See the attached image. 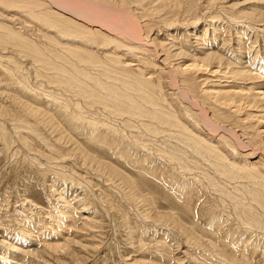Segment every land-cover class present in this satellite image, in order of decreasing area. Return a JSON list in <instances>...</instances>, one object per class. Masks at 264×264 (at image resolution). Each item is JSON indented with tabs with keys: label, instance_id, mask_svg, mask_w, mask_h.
Segmentation results:
<instances>
[{
	"label": "rangeland",
	"instance_id": "1",
	"mask_svg": "<svg viewBox=\"0 0 264 264\" xmlns=\"http://www.w3.org/2000/svg\"><path fill=\"white\" fill-rule=\"evenodd\" d=\"M88 1L127 9L139 20L144 40L129 44L111 33L123 41L119 48L96 31H88L89 42L77 40L0 3V28L48 47L43 56L52 46L64 52L52 36L85 56L78 62L75 53L68 59L47 55L66 66L59 76L34 61L33 50L0 39V264H264V179L246 173L259 171L264 178V0ZM168 47L187 53L173 61L182 68L208 54L221 57L222 64L212 60L211 68L193 66L177 75L186 78L192 99L210 109L214 126L238 133L237 142L220 129L210 134L198 107L187 109L168 85L161 103L176 111L181 128L163 113L158 117L166 123L120 117L65 83L77 62L85 90L94 79L115 86L122 76L101 72L119 56L116 70L167 84L171 58L165 71L154 63L172 56ZM225 92L233 95L221 98L226 106L219 99ZM142 121L157 131L150 133ZM190 132L207 138L225 160L198 153ZM240 142L250 148L240 149ZM86 156L117 175L101 172ZM229 163L247 169L234 179L222 172Z\"/></svg>",
	"mask_w": 264,
	"mask_h": 264
},
{
	"label": "bare ground",
	"instance_id": "2",
	"mask_svg": "<svg viewBox=\"0 0 264 264\" xmlns=\"http://www.w3.org/2000/svg\"><path fill=\"white\" fill-rule=\"evenodd\" d=\"M0 3L5 4L7 6L11 5V6H16L17 8L20 7L19 9L20 10L22 9L26 13V15H27V13H30L28 15V18H30L31 20H36V21L40 22L42 25L48 26L50 28H53L58 33H61L62 35H65V36L73 35L74 37L77 38V40L79 39V40H83V41L89 42L93 38L91 39L90 37H88L89 36V34H87L88 31H90V32L96 31L102 36V38L104 39L105 42H109L110 41L112 44L115 43L120 48L121 46H124L123 41L124 42L125 41H127V42L129 41V42H131L129 44H132L133 43L132 41H134V42L140 41L143 38V36H142V27L140 26L139 20L135 16H133L125 8H119V9L118 8H108V7L105 8L106 6L103 8V7H99V6H94V4H91L88 0L87 1L86 0L85 1L84 0H44L42 2H41V0H0ZM45 3L46 4L48 3L49 5L52 4L51 6L54 9H51V10L50 9H45V7H44ZM42 6L44 7V9L41 10ZM46 7H48V5ZM52 7H50V8H52ZM6 9H8V8L6 7ZM12 9H13V7H12ZM19 9L18 10L16 9V10L20 13ZM21 16H23V15H21ZM169 22H171V21H169ZM10 26L13 27L12 25H10ZM3 27H4V25H3ZM95 27H98L99 29L95 30ZM0 29H1L0 39L2 40V42H4L5 44H12L14 46L25 47L26 50H28V49L33 50L34 53H33L32 56L34 58V61L42 62L44 64L43 67L45 66L48 69H51V70L52 69H56V70H58L59 76H64V75H61V74H63V72H65L66 66L64 67V66H62V64L58 65L56 61H55L56 63L54 62L53 58H49L47 55L53 54V56L55 55V57H57V58L62 57L63 59H65V58L68 59L69 58L68 57L69 53H72V54L75 53V57H76V60L78 62H81V61L85 60V56H79V55L77 56V54H76V53H78L80 51L79 49H81V48H76L75 46H74L75 47L74 48L73 45H72V47L69 46V45L64 47L63 45L59 44L58 39L56 38V36H52L51 38H48V39L51 41L52 44H55L56 49H58V47H59V51L63 50L64 52L59 53L57 51H54L52 49L53 48V46H52L50 48L51 49V51H50L51 54L48 53L47 55L45 54V56H43V54H42L44 52L43 50H45V51L49 50L48 47H45V48L44 47H40V46H37L34 42L31 43V42L25 41L20 36L18 37V35L17 36L15 34L11 35V33L8 32L11 29L9 27H6V29H8V31L5 29L7 32L5 30H3L2 28H0ZM70 31H71V33H70ZM111 33H116L117 35H121L122 36L121 38H123V41L117 40V38L112 37ZM76 38H75V40H76ZM143 40H144V38H143ZM77 42H79V41H77ZM92 42H94V41H92ZM148 42H146V43H148ZM151 42H149V43H151ZM79 44H81V43L79 42ZM2 45H4V44H2ZM107 45H108V43H107ZM139 45H140V43H139ZM141 45H143V44H141ZM151 45H153V44H151ZM162 45L163 44H161V46ZM157 46H159V45H157ZM126 49H128V46L126 47ZM150 49H151V47H150ZM169 49L172 52V56L169 57L168 55H166L165 56L166 58L162 56L163 59H162V57L161 58L157 57L158 60L156 61L157 63L156 62L154 63V66L157 67V66H161L162 65L163 67L162 66L161 67L165 71L169 67V64H173V61L175 62L176 60H178L180 58L186 57V55H187V53H186V55L185 54L183 55V52L182 51H178L177 49H173V48H169ZM128 50H130V49H128ZM161 51H163V50H161ZM46 53H47V51H46ZM83 53H84V50H83ZM83 53H82V55H83ZM89 53H92V52H89ZM162 53H165V52H162ZM34 54H35V56H34ZM29 55H31V54H29ZM55 57H54V59H55ZM154 57H155V55H154ZM176 57H179V58H176ZM206 57L207 58H202L199 61L197 59L192 60L193 62L189 66H187V68L186 67L182 68V64L181 63L173 64V67L172 68L169 67L168 71L166 72V73L169 74L170 81L168 82L167 81L168 79L167 80H165V79L163 80V81H167V84H164V83L160 84L158 82L160 85H153L152 84L153 80L150 81V80H147V79H143L142 76H141L142 78H139V77H136V76H131V74H128L129 73L127 71L128 69L126 70V69H124V67H122L120 70L119 69L116 70V67H117L116 65H119L121 63V58L119 56H116V58H113V60H111V61L114 64L111 65L110 67H108L107 69L104 67L105 69L104 68L102 69V70H104V72H101V73H103V76H106L107 78H111L112 75H114V74L122 76V77H119V78H117V76L115 77L117 79H120L121 83H115V86L114 85H105L104 82H102L101 80L91 78V80L94 79L95 82H93V83H95V84L92 85L93 87H90V85H89V90H85L82 87L83 86L82 83H83V77H86V76H85L83 70L79 69L77 62H72L74 64L71 63V65L73 66L72 68H74V70L76 71V74L75 73L69 74L68 76H71L73 74L71 76L72 79L69 80L68 78H66L65 79V83H67V85H69V87H71V86H76V88L78 87L77 94H82L84 92L83 94H85V97L87 99H93V101L91 103H94V104L98 103L100 105H103L102 107H104V108L112 107L113 110H114L113 113L116 112L120 117L124 118V116L125 117L128 116L130 119L136 117V118H138L140 120L142 118H146L147 117V118L152 120V119H154V117H158L159 113H163L164 117H166V118H168V119H170L172 121L171 123L173 124V126H177V127L181 128L182 125H180V123H179V119L176 116L177 115L176 111L172 110L169 107L167 108V106L165 107L164 104L161 103V101H166L165 91L164 90H165V87L168 85L169 87L173 88L177 92L178 96L182 100H184V101L181 100L182 102H184L185 104H187V103L189 104L190 108L186 106L187 109H191L192 108L193 110H195L196 108H194V105H195V107L196 106L198 107L197 110L200 113L196 112V114H200V116L202 118V121L205 124H209V126H207V128H208L210 134H215V132L219 131V129H220L223 134L229 135V137L231 136L237 142L238 136H239L238 133H236L232 129L226 128L224 125L222 127L214 126V125H216V123L212 122V119H211L212 117L210 116V114H211L210 113V109L205 108L204 106H202L197 99H192V98H194V96L192 95V90L188 89L189 87L187 86L186 78H184V77L180 78L177 75L178 72L183 73V74L187 73L190 70V68H192L193 66L195 68H197V69L198 68L199 69L200 68L208 69L209 67L211 68V65L213 63L210 62V61H212V60H218L222 64L221 57H218L216 53L215 54L214 53L208 54V55H206ZM169 58H171V61H170V63L168 62L169 63L168 64L166 61ZM97 61H98V58H97ZM97 61H96V63H99ZM91 63H93V62H91ZM94 63H95V61H94ZM101 63H102V61H101ZM18 65L20 66V64H18ZM109 65H110V63H109ZM114 65L116 66L115 68L112 67ZM164 65H166V66H164ZM223 69L227 70L226 67L225 68L223 67ZM74 70H73V72H74ZM50 76H52V75H50ZM124 77H127V78H124ZM51 79L56 80V76L53 75L51 77ZM85 86L86 85H84V87ZM136 91L138 92V94H135ZM228 95H230L229 92L221 93L219 99L227 98V100H229V99L231 100V97L233 95L232 96H228ZM232 100H234V99H232ZM220 103L225 104V106H226V104H228L227 102L222 101V99H221ZM71 109H72V107H71ZM193 110H190V111L193 112ZM192 112H190V113L192 114ZM191 114H189V115H191ZM158 119H159L160 123H166V121L162 120L160 117H158ZM105 125H106V123H105ZM141 125L144 126V128H146V130H148L150 133H153V132L157 131V128L154 127L153 123H151L150 121H149V123L147 125H145L144 121H142ZM183 128H185V127L183 126ZM114 129H116V128H114ZM195 135L197 136V134H195ZM195 135H194V133L190 132V136L191 137H189V138L192 141L193 145L195 147H197L196 151L197 152L199 151L198 153H201V151H203V150L206 151L207 153L213 152V153L216 154V157H217L218 160L219 159L225 160V158L221 155V153H219V151L216 150V146L210 145L211 143L210 144L208 143V140H206L207 138L204 139V138H200L199 136H197V137H199V140H196ZM222 137L224 139L226 138L224 136H222ZM228 139L229 138H226V140H228ZM231 145H229V146H231ZM233 146L234 145H232V147ZM237 147H239L242 150L250 148L249 145H248L249 148H245L247 146L246 145L244 146L242 144V142L238 143ZM217 149H218V147H217ZM218 150H220V149H218ZM194 151H195V149H194ZM254 151L255 150H253L252 153H254ZM163 154H164V152H163ZM169 154H171V152ZM85 159H88L90 162H93L92 164H96L94 166L95 167L97 166L99 168V170H101V172L103 170L107 169V171H108L107 174L109 176L117 175V174L114 173L113 168L109 167L108 165H104V163H102V162L94 163V161L91 160V156H86ZM227 163L228 162H226V164ZM221 168H222V172L223 173L232 174L233 175L232 177H234V179H236L237 176L240 174L239 171L242 172L241 170L246 168V167H242V166L240 167L239 164H237V163H229L228 166H224V164H223V167H221ZM187 169H189V168H187ZM237 169H238V171H237ZM249 172L250 171H248L246 173H247V175H249L252 178L259 179L261 177V179H264L261 173L258 176L259 171H258V173H257V171H256V173L255 172L252 173V171H251V173H249ZM121 178H122V176H121ZM260 184L264 185L263 183H260ZM257 192H262L263 193V191H261L259 189H258ZM258 200L262 204V201L264 199L263 200L258 199Z\"/></svg>",
	"mask_w": 264,
	"mask_h": 264
}]
</instances>
